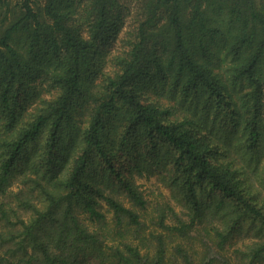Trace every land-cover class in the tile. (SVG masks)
I'll return each mask as SVG.
<instances>
[{"label":"trees","instance_id":"16d2710c","mask_svg":"<svg viewBox=\"0 0 264 264\" xmlns=\"http://www.w3.org/2000/svg\"><path fill=\"white\" fill-rule=\"evenodd\" d=\"M0 264H264V0H0Z\"/></svg>","mask_w":264,"mask_h":264},{"label":"rangeland","instance_id":"374dc122","mask_svg":"<svg viewBox=\"0 0 264 264\" xmlns=\"http://www.w3.org/2000/svg\"><path fill=\"white\" fill-rule=\"evenodd\" d=\"M127 28L128 26L124 28V31ZM122 34L120 36H122ZM136 183L140 186V189L143 190L148 200L145 210H141V211L139 209L137 210L138 213L141 215L142 221L145 223V228H144L145 231L143 232V234L146 235L149 233V231L155 230V227L151 223V219L154 218L156 215L155 211L157 209V205L169 200V198L171 197V193H170L168 184L162 183V181L160 180V177L157 176L156 174L149 175V176L145 175L143 177H137ZM124 203H125V206H129L127 201L124 200ZM103 210H105V207L103 208ZM177 210H180L179 206L177 207ZM109 217H110V214H108V219ZM90 226L91 228H94L92 227L94 225L91 224ZM243 240H247L246 234L240 233L233 239L232 244L233 245L240 244L241 241Z\"/></svg>","mask_w":264,"mask_h":264}]
</instances>
